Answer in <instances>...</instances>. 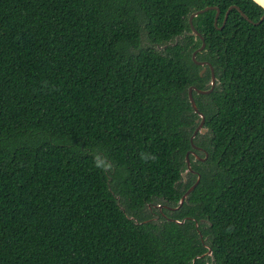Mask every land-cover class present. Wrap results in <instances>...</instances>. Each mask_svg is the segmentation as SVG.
<instances>
[{
    "label": "trees",
    "instance_id": "1",
    "mask_svg": "<svg viewBox=\"0 0 264 264\" xmlns=\"http://www.w3.org/2000/svg\"><path fill=\"white\" fill-rule=\"evenodd\" d=\"M230 5L252 22L235 8L221 30L213 9L193 18L216 76L192 92L198 152L199 40L160 46L193 11L217 6L219 26ZM262 13L252 0H0V264H264ZM191 151L206 157L189 154L183 178ZM197 175L178 209L156 207Z\"/></svg>",
    "mask_w": 264,
    "mask_h": 264
},
{
    "label": "water",
    "instance_id": "2",
    "mask_svg": "<svg viewBox=\"0 0 264 264\" xmlns=\"http://www.w3.org/2000/svg\"><path fill=\"white\" fill-rule=\"evenodd\" d=\"M232 8H235L236 10H238V11L240 12V14H241L245 19H247L248 21H251V20L248 19V17H247L242 11H241V9H240L237 5H230V6L225 10V12H224V14H223V18H222L221 24H220L219 26H216V21H217V19H218V15H219V11H220L219 8H218L217 6H205V7L201 8V9H197V10L193 11V12L189 15V17H188V22H189V28H190V30H185V31H183L182 34L177 35V36L174 37V42H168L167 44H163L162 46H160V48H165L166 45H169V44L172 45V44L177 43L178 39H179V38H183L186 34L194 35L195 38H196V36H199L200 39H201V47H200V48H202V47L205 45V43H204V39H203V37L201 36V34L197 31V29L195 28V26L193 25V23H192V19H193L194 17H196V16H197L198 14H200V13H203V12H205V11H207V10L213 9V10H215L213 23H214V25L216 26L217 29L221 30V29L223 28V26L225 25L226 19H227L228 14H229V11H230ZM263 18H264V9H263V13L261 14L259 20L256 21V22H253V23H254V24H258V23H260V22L263 20ZM251 22H252V21H251ZM200 48H199V49H200ZM191 58H192V60H193V62H194L195 64H198V65H203L204 63L208 64V65H209V68H210V72H211V79H210V81H209V85H210L209 88H207V89H200V88L195 87L194 85H190V86L188 87V100H189V102H190V105H191V108H192L193 112L197 115V118L195 119V121H199V123H198V127L193 131V133H192V135H191V137H190V143H191V146H192L193 148H197L195 145H193V142H192V141H193V137L195 136V134H196L198 131H200L201 133H204V132L206 131V128H204V127L202 126L203 123H204L205 118H204L203 113L197 108V105H196V103H195V100H194V98H193V96H192V90H194V91H195L196 93H198V94H207V93H210V92L212 91L213 87H214V84H215V76H214L213 69H212L211 65H210L208 62H203V61H198V60H196V58H195V52L192 53ZM203 71H204V68L200 71V74H201ZM191 152H192L197 158H199V159H202V160H203V159L206 157V156H204V158H200V157H199L194 151H191ZM185 161H186V168H185V170L181 173V175L183 176V178L185 177V175H186V173H187L188 171L193 172V170H192L191 167H190L189 152H187V153L185 154ZM199 178H200V176L197 175V179H196V181H195L192 185H190V186L188 187V189L182 194V196L179 198V200H178V204H177L176 206H166V205L158 204V205H157V208H158L159 210H161V208L164 206V207H167V209H170V210H176V209H178V208L182 205V203L184 202V200L187 199L188 194H189V193L193 190V188L197 185V183H198V181H199ZM175 222H177V223H182L183 220H181V221L175 220ZM195 225L197 226V223H195ZM206 254H207V255H211V249H210V248L207 249Z\"/></svg>",
    "mask_w": 264,
    "mask_h": 264
},
{
    "label": "clouds",
    "instance_id": "3",
    "mask_svg": "<svg viewBox=\"0 0 264 264\" xmlns=\"http://www.w3.org/2000/svg\"><path fill=\"white\" fill-rule=\"evenodd\" d=\"M252 2L258 5L261 9H264V0H252ZM140 159L142 162L155 161L157 159L156 155L150 152H141ZM93 165L96 169L102 172H109L113 169V163L107 158L106 155H101L99 151H96L93 155ZM231 226H229L226 231H231Z\"/></svg>",
    "mask_w": 264,
    "mask_h": 264
},
{
    "label": "flooded vegetation",
    "instance_id": "4",
    "mask_svg": "<svg viewBox=\"0 0 264 264\" xmlns=\"http://www.w3.org/2000/svg\"><path fill=\"white\" fill-rule=\"evenodd\" d=\"M219 14H220V11H219ZM219 16V15H218ZM192 23H193V19H192ZM188 24H189V22H188ZM216 26H217V21H216ZM189 30H190V28H189ZM198 31V30H197ZM199 32V31H198ZM200 33V32H199ZM201 34V33H200ZM186 35H189V34H186ZM185 35V36H186ZM184 36V37H185ZM190 36H192L193 37V39H194V41H197V40H199V44H198V46H196L193 50H192V53L193 52H195V58H196V55L197 54H199V55H201L202 54V52H204L205 51V45L202 47V48H200L201 47V39H200V37L199 36H196V38L194 37V35H190ZM201 36H202V34H201ZM183 37V38H184ZM203 37V36H202ZM204 39V38H203ZM205 43V42H204ZM200 48V49H199ZM192 53H191V55H192ZM196 60H198V61H203V62H208L210 65H211V63L209 62V61H207V60H205V59H203V58H201V59H198V58H196ZM193 61V60H192ZM197 66H198V74H199V76H204V74L208 71L209 72V77H208V79L206 80V78H204L203 77V79H204V84L203 85H205L206 86V88H204V89H207V88H209V81H210V79H211V72H210V68H209V65L208 64H206V63H204L203 65H198V64H196ZM211 67H212V69H213V66L211 65ZM204 68V71L200 74V71L202 70ZM213 72H214V69H213ZM214 76H215V73H214ZM215 83H216V76H215ZM195 86V85H194ZM214 86H215V84H214ZM196 87V86H195ZM214 88V87H213ZM213 90V89H212ZM194 90H192V92H193ZM195 92V91H194ZM196 93V92H195ZM198 94V93H197ZM208 94V93H207ZM205 121V120H204ZM196 122V126H195V128H194V130L198 127V123H199V121H195ZM204 128H206V131H207V127L204 125V123H203V125H202ZM193 130V131H194ZM205 131V132H206ZM199 133H201L200 131H198ZM204 132V133H205ZM204 133H201V134H204ZM196 135V134H195ZM195 151H198V152H202L203 151V149L200 147V148H193ZM199 149V150H198ZM189 154H191L192 156H193V158L194 159H199V158H197L192 152H189ZM199 156V155H198ZM200 157V156H199ZM201 158V157H200ZM204 158V157H203ZM201 160V159H200ZM195 173V172H194ZM156 207H157V205H156ZM152 212V211H151ZM152 214H153V212H152Z\"/></svg>",
    "mask_w": 264,
    "mask_h": 264
}]
</instances>
